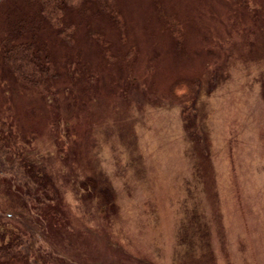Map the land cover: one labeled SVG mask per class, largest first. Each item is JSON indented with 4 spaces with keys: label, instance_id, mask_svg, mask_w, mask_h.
Listing matches in <instances>:
<instances>
[{
    "label": "rangeland",
    "instance_id": "374dc122",
    "mask_svg": "<svg viewBox=\"0 0 264 264\" xmlns=\"http://www.w3.org/2000/svg\"><path fill=\"white\" fill-rule=\"evenodd\" d=\"M114 4L122 30L93 11L49 39L44 91L0 67L12 264H264V0Z\"/></svg>",
    "mask_w": 264,
    "mask_h": 264
},
{
    "label": "trees",
    "instance_id": "16d2710c",
    "mask_svg": "<svg viewBox=\"0 0 264 264\" xmlns=\"http://www.w3.org/2000/svg\"><path fill=\"white\" fill-rule=\"evenodd\" d=\"M93 11L123 29L121 14L114 0H0V21L6 17L7 26L3 28L6 34L0 39L3 77L11 78L24 88L44 91L50 82L59 77L56 62L47 47L49 39L54 37L64 43L69 42L71 24L67 23V17L91 15ZM8 142L0 133V151L9 150ZM23 161L20 160L21 167L36 187L35 195L42 196V202H50L54 199L51 181L40 169L36 170L30 163L25 164ZM25 185L29 189L28 182ZM14 217L9 214L4 218L5 221L0 220V264L26 262L28 256L29 246H25L23 231L19 229L15 233L8 228Z\"/></svg>",
    "mask_w": 264,
    "mask_h": 264
}]
</instances>
